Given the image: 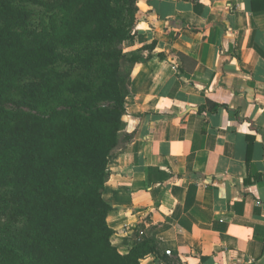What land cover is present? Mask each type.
<instances>
[{
	"label": "crops",
	"instance_id": "0c3cea01",
	"mask_svg": "<svg viewBox=\"0 0 264 264\" xmlns=\"http://www.w3.org/2000/svg\"><path fill=\"white\" fill-rule=\"evenodd\" d=\"M133 31L112 244L151 241L141 264H264V0H139Z\"/></svg>",
	"mask_w": 264,
	"mask_h": 264
},
{
	"label": "trees",
	"instance_id": "16d2710c",
	"mask_svg": "<svg viewBox=\"0 0 264 264\" xmlns=\"http://www.w3.org/2000/svg\"><path fill=\"white\" fill-rule=\"evenodd\" d=\"M138 1L0 0V264L155 255L148 239L118 251L102 197L108 157L133 138L124 101L136 58L123 42ZM218 108L208 99L199 111Z\"/></svg>",
	"mask_w": 264,
	"mask_h": 264
},
{
	"label": "rangeland",
	"instance_id": "374dc122",
	"mask_svg": "<svg viewBox=\"0 0 264 264\" xmlns=\"http://www.w3.org/2000/svg\"><path fill=\"white\" fill-rule=\"evenodd\" d=\"M54 0H47V2L52 3ZM33 11H35V15H33V20L32 22L37 24L39 17H40V13L42 12V8L40 6H36L35 8H33Z\"/></svg>",
	"mask_w": 264,
	"mask_h": 264
},
{
	"label": "built area",
	"instance_id": "2783aa9c",
	"mask_svg": "<svg viewBox=\"0 0 264 264\" xmlns=\"http://www.w3.org/2000/svg\"><path fill=\"white\" fill-rule=\"evenodd\" d=\"M167 254H170V252H169V251H167Z\"/></svg>",
	"mask_w": 264,
	"mask_h": 264
}]
</instances>
